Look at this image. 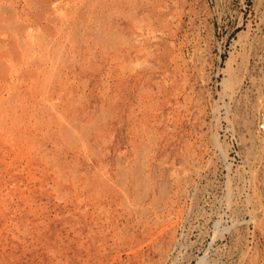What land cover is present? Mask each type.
Wrapping results in <instances>:
<instances>
[{
  "label": "rangeland",
  "instance_id": "374dc122",
  "mask_svg": "<svg viewBox=\"0 0 264 264\" xmlns=\"http://www.w3.org/2000/svg\"><path fill=\"white\" fill-rule=\"evenodd\" d=\"M0 264H264V0H0Z\"/></svg>",
  "mask_w": 264,
  "mask_h": 264
},
{
  "label": "bare ground",
  "instance_id": "6f19581e",
  "mask_svg": "<svg viewBox=\"0 0 264 264\" xmlns=\"http://www.w3.org/2000/svg\"><path fill=\"white\" fill-rule=\"evenodd\" d=\"M30 34V33H29ZM29 36V35H28ZM46 39V38H45ZM47 44V43H46ZM22 45H23V43H22ZM24 46V45H23ZM20 48V47H19ZM24 48V47H23ZM46 50V49H45ZM29 61V60H28ZM32 61V60H31ZM36 61V60H35ZM35 61H34V63H35ZM57 61V60H56ZM27 63V62H26ZM31 64H33V63H31ZM36 64V63H35ZM25 66V65H24ZM14 71H16V70H14ZM53 76V75H52ZM46 82V81H45ZM12 89V88H11ZM223 154V153H222ZM249 182V181H248ZM229 197V196H228ZM247 207V206H246Z\"/></svg>",
  "mask_w": 264,
  "mask_h": 264
}]
</instances>
